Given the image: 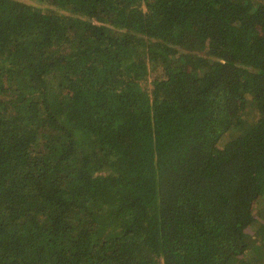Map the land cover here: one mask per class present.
<instances>
[{"label":"trees","instance_id":"trees-1","mask_svg":"<svg viewBox=\"0 0 264 264\" xmlns=\"http://www.w3.org/2000/svg\"><path fill=\"white\" fill-rule=\"evenodd\" d=\"M0 0V264H264V0Z\"/></svg>","mask_w":264,"mask_h":264},{"label":"rangeland","instance_id":"rangeland-1","mask_svg":"<svg viewBox=\"0 0 264 264\" xmlns=\"http://www.w3.org/2000/svg\"><path fill=\"white\" fill-rule=\"evenodd\" d=\"M23 1H26V2H30V3H33V4H36V5H39V6H44L43 4H40V3H36L32 0H23Z\"/></svg>","mask_w":264,"mask_h":264}]
</instances>
